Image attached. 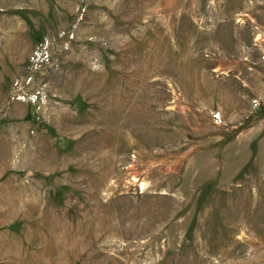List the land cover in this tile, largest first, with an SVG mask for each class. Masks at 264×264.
Returning a JSON list of instances; mask_svg holds the SVG:
<instances>
[{"label": "rangeland", "instance_id": "rangeland-1", "mask_svg": "<svg viewBox=\"0 0 264 264\" xmlns=\"http://www.w3.org/2000/svg\"><path fill=\"white\" fill-rule=\"evenodd\" d=\"M0 264H264V0H0Z\"/></svg>", "mask_w": 264, "mask_h": 264}]
</instances>
